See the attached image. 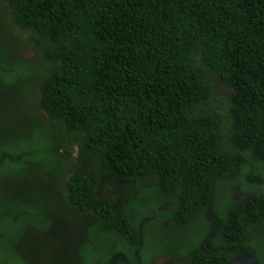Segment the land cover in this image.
<instances>
[{"label":"trees","instance_id":"1","mask_svg":"<svg viewBox=\"0 0 264 264\" xmlns=\"http://www.w3.org/2000/svg\"><path fill=\"white\" fill-rule=\"evenodd\" d=\"M0 107V264H264V0H0Z\"/></svg>","mask_w":264,"mask_h":264},{"label":"water","instance_id":"2","mask_svg":"<svg viewBox=\"0 0 264 264\" xmlns=\"http://www.w3.org/2000/svg\"><path fill=\"white\" fill-rule=\"evenodd\" d=\"M231 264H258V263L256 262L255 256L252 255L250 257L237 259L233 261Z\"/></svg>","mask_w":264,"mask_h":264},{"label":"flooded vegetation","instance_id":"3","mask_svg":"<svg viewBox=\"0 0 264 264\" xmlns=\"http://www.w3.org/2000/svg\"><path fill=\"white\" fill-rule=\"evenodd\" d=\"M167 261L170 262V258L165 257L164 255H160L157 257L152 256V259H150L151 264H167Z\"/></svg>","mask_w":264,"mask_h":264},{"label":"rangeland","instance_id":"4","mask_svg":"<svg viewBox=\"0 0 264 264\" xmlns=\"http://www.w3.org/2000/svg\"><path fill=\"white\" fill-rule=\"evenodd\" d=\"M226 91V90H225ZM15 119H17L18 121L21 119V116H20V114H19V116L18 117H16Z\"/></svg>","mask_w":264,"mask_h":264},{"label":"clouds","instance_id":"5","mask_svg":"<svg viewBox=\"0 0 264 264\" xmlns=\"http://www.w3.org/2000/svg\"><path fill=\"white\" fill-rule=\"evenodd\" d=\"M1 108V107H0Z\"/></svg>","mask_w":264,"mask_h":264}]
</instances>
